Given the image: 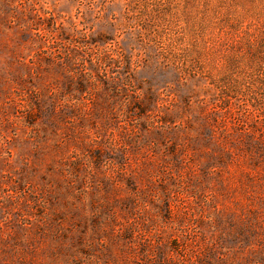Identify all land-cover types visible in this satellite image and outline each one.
<instances>
[{
	"label": "rangeland",
	"instance_id": "374dc122",
	"mask_svg": "<svg viewBox=\"0 0 264 264\" xmlns=\"http://www.w3.org/2000/svg\"><path fill=\"white\" fill-rule=\"evenodd\" d=\"M0 264H264V0H0Z\"/></svg>",
	"mask_w": 264,
	"mask_h": 264
}]
</instances>
